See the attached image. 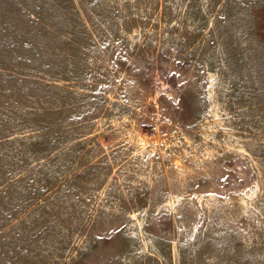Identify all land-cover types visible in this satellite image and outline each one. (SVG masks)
Masks as SVG:
<instances>
[{"label":"rangeland","instance_id":"1","mask_svg":"<svg viewBox=\"0 0 264 264\" xmlns=\"http://www.w3.org/2000/svg\"><path fill=\"white\" fill-rule=\"evenodd\" d=\"M0 264H264V0H0Z\"/></svg>","mask_w":264,"mask_h":264},{"label":"built area","instance_id":"2","mask_svg":"<svg viewBox=\"0 0 264 264\" xmlns=\"http://www.w3.org/2000/svg\"><path fill=\"white\" fill-rule=\"evenodd\" d=\"M141 127L142 128H146L147 126H146V124H142Z\"/></svg>","mask_w":264,"mask_h":264}]
</instances>
